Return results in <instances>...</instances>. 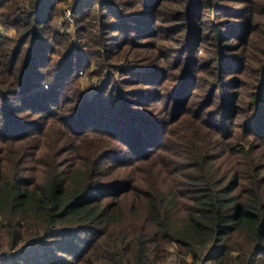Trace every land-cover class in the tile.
I'll return each instance as SVG.
<instances>
[{"label": "trees", "instance_id": "trees-1", "mask_svg": "<svg viewBox=\"0 0 264 264\" xmlns=\"http://www.w3.org/2000/svg\"><path fill=\"white\" fill-rule=\"evenodd\" d=\"M228 1L0 0V264H264V0Z\"/></svg>", "mask_w": 264, "mask_h": 264}, {"label": "rangeland", "instance_id": "rangeland-1", "mask_svg": "<svg viewBox=\"0 0 264 264\" xmlns=\"http://www.w3.org/2000/svg\"><path fill=\"white\" fill-rule=\"evenodd\" d=\"M70 1V0H68ZM240 1V0H238ZM238 1H233L231 3H233L234 5H239V6H242L243 5V2H238ZM222 4H226V3H229L228 0H223V2H221ZM244 7V6H242ZM57 22H58V25L60 26V28L63 29L66 28L68 31L71 32V38L73 40H76V34L74 32L75 28H74V23H73V20L70 16V12L67 8H65L62 12V14L58 17L57 19ZM0 33L2 34H6V35H13L14 34V30L11 28V27H3L1 24H0ZM207 46V44L205 45ZM204 46V47H205ZM122 61V60H120ZM120 61H116L114 60L113 63H115L116 65H119ZM104 63V60L102 61ZM123 65L131 68V69H136L137 67L135 66V64L133 63H130L129 61H126V62H123ZM96 67L95 65V60L91 61V63L89 64V66L86 68V69H81L79 71V77H78V81L80 83V86L82 87V89H84L89 95H92L98 85L101 84L102 80H99L97 78L96 75H92L91 74V71ZM108 68H109V71H110V66H108V64H103V69L106 71H108ZM94 71V70H93ZM119 76V73L117 71H114L113 72V77H118ZM245 78V77H244ZM200 95H197L196 97H194L196 99V101H194V103H192V108L190 106H187L189 104V100L188 102L186 103H183V101L181 102L180 106H179V109L177 111H172L169 109V111L167 110V113H166V117L167 119H171L173 118L174 116H176L177 114H179L180 112H182L181 115L183 116H186L188 118V121L190 118H192L191 116L195 115L196 113V110L198 109V105L200 100H197V98L199 97ZM191 104V103H190ZM163 105V103H159V107H161ZM158 159H160L158 162L161 163V160L162 162L164 163L163 166L167 167L170 171L174 172L175 169L178 167V164L174 161V157L173 156H165L164 157H157ZM139 173H143V170L141 172H138ZM150 177H153V175H148ZM167 176L168 178H171L170 176V173H167ZM169 180V179H168ZM166 181V183H168L169 181ZM161 264H212L210 263L209 261L207 262H204L202 261V259L200 260H197V261H194L193 260V257L189 254V253H186V252H181L179 251V249L177 248V246L175 245V243H170L169 246H168V254L165 256V258L161 261Z\"/></svg>", "mask_w": 264, "mask_h": 264}]
</instances>
